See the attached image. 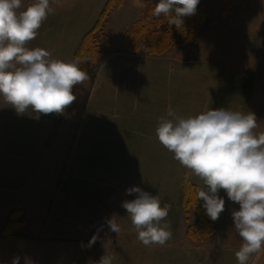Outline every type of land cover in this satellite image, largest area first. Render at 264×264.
I'll use <instances>...</instances> for the list:
<instances>
[{
  "label": "crops",
  "instance_id": "obj_1",
  "mask_svg": "<svg viewBox=\"0 0 264 264\" xmlns=\"http://www.w3.org/2000/svg\"><path fill=\"white\" fill-rule=\"evenodd\" d=\"M106 1L55 0L54 13L27 47L75 60ZM158 58L131 53L124 45L104 54L89 80L73 87L70 110L78 113L77 128H56L61 113L18 114L0 97V264L17 259L18 264H97L103 255L113 257L112 264H200L208 240L220 245L224 211L217 232L203 245L187 236L183 193L189 170L159 143L155 130L169 107L183 117L230 109L235 93L227 89V99L213 103L209 93L220 97L222 89L218 80L196 78L195 60L159 63ZM188 176L200 190L203 181ZM133 186L158 195L161 206L171 205L163 222L170 224L172 238L165 245L145 246L137 239L122 207L135 198L126 192ZM218 194L231 201L223 189ZM14 209L23 210L25 223L15 235L5 236ZM110 219L120 226L119 233L110 231ZM221 252L214 248L211 261Z\"/></svg>",
  "mask_w": 264,
  "mask_h": 264
},
{
  "label": "clouds",
  "instance_id": "obj_2",
  "mask_svg": "<svg viewBox=\"0 0 264 264\" xmlns=\"http://www.w3.org/2000/svg\"><path fill=\"white\" fill-rule=\"evenodd\" d=\"M199 2L159 0L153 15H163L169 25L180 28L183 17L194 15ZM52 3L34 0L18 11L22 0H0V97L18 114L62 113L76 99L73 87L89 80L79 59H54L48 50L27 47L54 13ZM133 5L144 6L142 0H133ZM257 126L250 111L245 114L221 107L183 117L169 107L155 130L159 143L189 170L186 175L194 174L203 181L197 198L203 201L211 220L216 221L225 209V200L218 194L221 189L239 204V210L231 213L235 232L243 241L235 254L238 264H247L253 254L264 251V132L257 134ZM126 192L136 194L122 207L131 218L137 239L145 246L165 245L172 238L170 224L163 222L171 205L161 206L158 195L138 186ZM107 223L110 231H121L114 219ZM95 241L94 236L89 246ZM113 259L103 255L97 264H112ZM13 264H18V259Z\"/></svg>",
  "mask_w": 264,
  "mask_h": 264
},
{
  "label": "rangeland",
  "instance_id": "obj_3",
  "mask_svg": "<svg viewBox=\"0 0 264 264\" xmlns=\"http://www.w3.org/2000/svg\"><path fill=\"white\" fill-rule=\"evenodd\" d=\"M33 2L34 0H22L18 11L25 10ZM223 2L224 0H200L199 4L205 8L207 16L198 28L195 43L159 55L158 62L179 60L180 63H190L195 60V69L199 72L196 78L218 80L217 84L222 89L220 97L210 92L209 99L213 103L218 99L225 100L227 89L228 92L232 90L235 94L228 107L245 114L247 111L254 113L258 124L255 132L259 134L264 132V0H237L227 16L222 14ZM142 9L134 6L133 0H126L123 6L113 10L105 27L110 46H104V36V40H101L104 54L113 51V48H122L125 32L140 18ZM102 62L103 58L97 64ZM235 99L236 103L233 102ZM82 105L83 102L78 106L81 108ZM76 113L70 110V105L67 106L56 120L55 127L77 128L80 119ZM68 143L70 141L66 144ZM233 210H239V204L225 201V215L221 217L219 233L222 241L219 242L220 245H215L214 240H208L210 242L202 246L205 248L206 260L200 264H238L235 254L243 241L235 232L231 215ZM188 220L189 223L199 220L195 207L190 208ZM213 247L222 252L211 261ZM247 264H264V251L253 254Z\"/></svg>",
  "mask_w": 264,
  "mask_h": 264
},
{
  "label": "trees",
  "instance_id": "obj_4",
  "mask_svg": "<svg viewBox=\"0 0 264 264\" xmlns=\"http://www.w3.org/2000/svg\"><path fill=\"white\" fill-rule=\"evenodd\" d=\"M126 0H107L95 25L83 36L82 41L75 52V60L81 61L80 67L87 73L103 58L101 40L105 37L106 47L110 46V41L105 33L108 17L114 9L125 4ZM237 0H224L222 14L227 16L231 7ZM143 9L140 18L125 32L124 46L131 53L145 52L149 55L159 56L168 53L176 48H184L195 43L198 35V28L206 19V10L198 4L196 13L183 17V24L180 28L169 25L168 19L163 15L156 17L153 9L158 1L142 0ZM103 39V40H104ZM199 187L192 183L188 175L184 177L183 208L188 220V212L191 207H195L199 216L196 223H189L187 236L196 245L203 244L206 240L215 235L217 231V220H211L206 214V210L198 200L197 193ZM23 210L14 209L10 212L3 234L5 236L15 235L16 231L23 226Z\"/></svg>",
  "mask_w": 264,
  "mask_h": 264
}]
</instances>
